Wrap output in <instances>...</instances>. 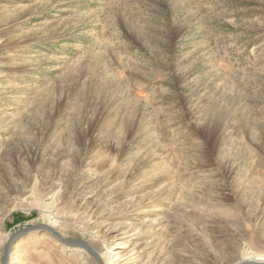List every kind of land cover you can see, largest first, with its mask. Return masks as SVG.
I'll return each mask as SVG.
<instances>
[{"label": "rangeland", "instance_id": "obj_1", "mask_svg": "<svg viewBox=\"0 0 264 264\" xmlns=\"http://www.w3.org/2000/svg\"><path fill=\"white\" fill-rule=\"evenodd\" d=\"M35 226L7 264L264 262V0H0V264Z\"/></svg>", "mask_w": 264, "mask_h": 264}, {"label": "water", "instance_id": "obj_2", "mask_svg": "<svg viewBox=\"0 0 264 264\" xmlns=\"http://www.w3.org/2000/svg\"><path fill=\"white\" fill-rule=\"evenodd\" d=\"M42 228L46 229L49 233H51L60 243L62 244H66V245H72V246H78L83 248L84 250H86L87 252H89L99 264H104V262L102 261V259L100 258V256L95 253L92 248L86 244L83 241H78V240H69V239H64L60 236L59 233H57L55 230H53L52 228L48 227V226H41ZM37 226L35 227H29L23 231H20L19 233H17L15 236H13L7 243L6 247H5V257H4V262L3 264H7V260H8V255H9V251L11 249L12 244L22 235L36 229ZM241 264H264V262H260V261H245L242 262Z\"/></svg>", "mask_w": 264, "mask_h": 264}, {"label": "bare ground", "instance_id": "obj_3", "mask_svg": "<svg viewBox=\"0 0 264 264\" xmlns=\"http://www.w3.org/2000/svg\"><path fill=\"white\" fill-rule=\"evenodd\" d=\"M95 217H96V216H95ZM49 224L51 225L52 228H55V226H54L52 223H49ZM19 255H20V254L17 253L16 257H18ZM123 256H124V255H123ZM117 260H118V257H116L115 259H113V261H111V260H107V261L105 262V264H116V263H118Z\"/></svg>", "mask_w": 264, "mask_h": 264}]
</instances>
